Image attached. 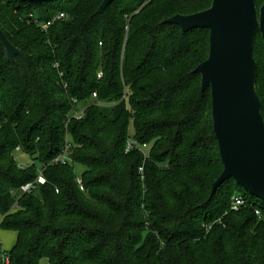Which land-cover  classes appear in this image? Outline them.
<instances>
[{
  "label": "trees",
  "instance_id": "16d2710c",
  "mask_svg": "<svg viewBox=\"0 0 264 264\" xmlns=\"http://www.w3.org/2000/svg\"><path fill=\"white\" fill-rule=\"evenodd\" d=\"M102 1L0 0V27L25 56L10 61L0 42V227L16 233L0 256L10 264H264V201L233 179L210 196L223 165L210 89L202 92L193 72L208 57L209 30L164 23L212 0H115L98 14ZM57 13L65 18L43 31ZM253 55L264 118L260 31ZM65 148V163L53 162ZM16 151L31 163L20 165ZM42 169L46 183L21 194ZM234 195L245 199L237 210Z\"/></svg>",
  "mask_w": 264,
  "mask_h": 264
},
{
  "label": "water",
  "instance_id": "95a60500",
  "mask_svg": "<svg viewBox=\"0 0 264 264\" xmlns=\"http://www.w3.org/2000/svg\"><path fill=\"white\" fill-rule=\"evenodd\" d=\"M114 1L103 0L97 13H103ZM164 23L178 25L184 32L209 30L208 57L193 72L201 76V91L210 89L213 130L223 165L210 196L224 181L233 179L244 191L264 201V118L253 55L257 31L264 40V2L257 9L255 0H212L205 10L175 14ZM0 42L10 61L17 56L25 58L1 27Z\"/></svg>",
  "mask_w": 264,
  "mask_h": 264
},
{
  "label": "built area",
  "instance_id": "2783aa9c",
  "mask_svg": "<svg viewBox=\"0 0 264 264\" xmlns=\"http://www.w3.org/2000/svg\"><path fill=\"white\" fill-rule=\"evenodd\" d=\"M63 18H65L64 13H57L52 18L46 20L45 22L40 23L39 26L43 31H46L56 20H60ZM94 96H95V94H94ZM82 114H83V110L81 109L79 111H76L74 113L73 117L74 118H81ZM132 145H135V142L130 140L127 144L126 151H128L132 147ZM144 146L145 145H143V147ZM67 159H68L67 148H65L64 151L62 152V154L59 157H57L56 159H54L53 162L65 163V161ZM141 169L142 168L140 167L139 170L141 171ZM45 183H46V179L43 175V169H42V170H40L37 177L33 181L22 185L20 187L19 191L21 194H26V193L31 192L33 189H35L37 187V185H42ZM79 183H80V181H79ZM80 189H83L82 185H80ZM244 204H245V199L242 195H234L231 199V209L232 210H237L238 208H240ZM255 213L257 215H259V210H256ZM0 264H10V260H9V257L7 254L2 253V255L0 256Z\"/></svg>",
  "mask_w": 264,
  "mask_h": 264
},
{
  "label": "rangeland",
  "instance_id": "374dc122",
  "mask_svg": "<svg viewBox=\"0 0 264 264\" xmlns=\"http://www.w3.org/2000/svg\"><path fill=\"white\" fill-rule=\"evenodd\" d=\"M128 133L130 135V138H132V135H133L132 122L129 124ZM149 149H150V145H148L146 148H143L142 152L144 156L148 155ZM15 156H16V160L18 161V163L22 166H27L28 164L31 163L30 157L26 155L25 153H23L22 151H16ZM36 165L39 168L40 165L38 163ZM74 169H75V173L77 176V180L81 181L82 172L84 171L83 165L77 163L75 164ZM15 241H16V233L14 231L5 230L0 227V242H1L2 250H6V251L11 250V248L15 244ZM40 264H48L47 259L43 258L40 261Z\"/></svg>",
  "mask_w": 264,
  "mask_h": 264
},
{
  "label": "crops",
  "instance_id": "0c3cea01",
  "mask_svg": "<svg viewBox=\"0 0 264 264\" xmlns=\"http://www.w3.org/2000/svg\"><path fill=\"white\" fill-rule=\"evenodd\" d=\"M1 243V242H0Z\"/></svg>",
  "mask_w": 264,
  "mask_h": 264
}]
</instances>
